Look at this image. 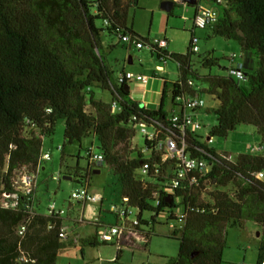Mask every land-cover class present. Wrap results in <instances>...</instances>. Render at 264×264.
I'll return each mask as SVG.
<instances>
[{
    "label": "trees",
    "instance_id": "obj_1",
    "mask_svg": "<svg viewBox=\"0 0 264 264\" xmlns=\"http://www.w3.org/2000/svg\"><path fill=\"white\" fill-rule=\"evenodd\" d=\"M225 1L226 8L208 28L214 36L237 42L243 52L259 53L255 72L245 71L246 82L228 72L200 77L191 64L196 53L187 55L185 63L177 59L184 55H173L179 79L165 81L160 108L150 110L130 98L125 84H115L114 71L98 44L104 30L149 41L127 25L129 11L138 8L139 0H0V164L7 157V173L0 177V199L15 193L14 170L24 166L30 172L39 170L44 139L54 135L59 121H65L61 152L65 145L80 144L94 134L103 156L99 166L106 164L120 178L122 200L128 199L130 207L151 215L150 228L137 227L134 233L150 238L156 218L174 211L175 199L182 198L183 222L175 217L166 220L175 223L171 238L180 241L178 256L170 264H223L227 230L242 227L244 221L260 228L257 264H262L264 179L257 174L264 171V153H241L235 162L228 161L202 145L199 137L189 136L191 155L208 160L210 171L196 186L184 183L174 195H166L161 191L162 182L171 178L172 168L148 142L144 145L151 150L150 157L132 146L137 123L170 127V112L165 109L174 106L175 98L183 93L207 94L219 101L214 110L217 124L208 135L211 139H227L244 125L254 127L264 143V0ZM157 52L168 56L163 50ZM201 66L212 69L219 66V60L205 55ZM95 88L109 91L111 102L96 100ZM113 102L118 111H112ZM88 104L93 113L87 112ZM146 164L148 174L141 179ZM89 174L87 169L79 177ZM208 190L209 202L202 198ZM156 193H160L159 199ZM62 221L0 206V264H56L63 246L59 236ZM24 223L25 234L19 236L18 228ZM89 244L99 245L97 237L89 239Z\"/></svg>",
    "mask_w": 264,
    "mask_h": 264
},
{
    "label": "rangeland",
    "instance_id": "obj_2",
    "mask_svg": "<svg viewBox=\"0 0 264 264\" xmlns=\"http://www.w3.org/2000/svg\"><path fill=\"white\" fill-rule=\"evenodd\" d=\"M164 2L174 4L171 15L162 10L161 5ZM194 15V8L180 0H139L138 8L129 11L128 27L133 28L149 41L160 38L164 30L170 35L169 47L166 49L168 56H164L165 62L157 51H151L149 48L139 50L135 46L129 48V44L118 39L117 33L110 34L104 30L98 37L99 49L103 55L106 54L108 64L114 71L115 84L117 85V75L122 69L153 76L157 65H162L166 69V73H160L157 76L169 82H176L179 79V69L178 63L172 56L184 55L189 49L193 36L198 39L200 49L199 53L191 56L192 68L197 76H225L231 66H236L238 63L244 65L246 57L250 58L251 63L256 66L258 59L253 52H243L237 42L214 36L210 28L194 29ZM96 25L98 28L103 26L101 21H97ZM209 54L219 60V66L212 69H205L201 66L202 57ZM233 56L234 61L231 63L229 58ZM196 83L206 87L204 83L198 81ZM130 88L132 97L141 102V95L134 93L139 90H135L133 85ZM93 92L96 99L105 102L112 99L109 91L95 88ZM148 94L144 97L146 102L159 101L155 93L149 92ZM199 101L201 104L200 121L203 127L198 131V135L202 145L205 144L217 154L231 155V159L235 162L239 154L252 153L251 148L262 143L256 130L244 125L230 133L227 139L213 138L207 141L211 128L217 124L214 110L220 106V103L207 94H200ZM86 110L88 113H93L89 104ZM165 110L170 112L171 107L168 106ZM64 132L65 121H59L54 135L44 139L43 153H50L51 160L41 163L40 184L36 198L39 201L38 209L41 212L46 211L51 201L64 206L67 210L65 225L68 227L69 239L61 240L63 246L56 264H170L169 260L178 256L180 241L171 238L172 230L166 222L165 215L160 214L156 218L154 233L148 239L134 233L135 230H133L132 232L125 231L120 236H114L107 244L100 240L99 236L105 229L109 230L111 227L122 224L113 212L114 209H121L126 205L122 200L120 178L114 175L109 166L103 164L99 166V174L90 172L89 175V189L93 193L102 195V203H87L83 206L81 202L73 200L71 194L80 190L84 184V182L76 181L74 172L77 171L81 176H85L89 164L87 152L91 148L94 154H101V152L94 134L84 138L80 144H67L63 152L58 151V148L63 147L65 142ZM143 142V135L137 129L132 146L142 147ZM62 155H64V160L61 162ZM6 167L7 157L0 164L1 176L5 174ZM67 173L71 174L70 180L63 179ZM58 175L60 176L59 181H53L52 177ZM139 177L142 179L143 176L139 175ZM208 192L209 190L202 194V198L207 202L210 201ZM146 215V218L150 220L151 215L148 213ZM258 232L260 228L250 221H244L242 227L228 228L223 264H257L260 245ZM95 236L99 245L92 246L89 244V239Z\"/></svg>",
    "mask_w": 264,
    "mask_h": 264
},
{
    "label": "built area",
    "instance_id": "obj_3",
    "mask_svg": "<svg viewBox=\"0 0 264 264\" xmlns=\"http://www.w3.org/2000/svg\"><path fill=\"white\" fill-rule=\"evenodd\" d=\"M227 2L225 0H197L195 6V15L193 19L194 29H206L210 27L214 22L217 21L221 15L222 9L226 8ZM118 38L130 46H135L136 49L149 48L151 51H164L169 44L170 35L164 30L160 38L148 41L139 42L133 40L130 35H119ZM198 39L193 36L190 41L188 51L183 57H178L180 62L186 61V56L194 53H199ZM165 62V57H160ZM234 60V56L232 57ZM165 67L157 65L155 67V74L153 76H144L133 72H126L117 76L118 85H128L132 82L141 83L143 85V92L149 93H160L162 92V85L165 80L157 76V73L164 72ZM229 75L235 77L241 82L248 80V75L244 70L242 64L233 66L229 71ZM189 85L194 84L190 81ZM160 86V88H159ZM164 87V86H163ZM172 110L170 111L169 123L170 127L166 130L161 125H148L145 123H137L136 131L139 129L143 135V146L138 147L146 154L147 157L151 156V150L148 145H144L148 142L151 149L161 154L162 162L168 163L171 170V178H166L162 182L161 191L166 195H174L177 189H181L182 185L186 183L188 186H196L198 179L205 177L209 171L211 164L204 158H198L191 155L189 151V144L187 139L190 137H199L198 131L202 129V123L200 121V110L201 104L199 96H190L186 93L179 95L174 100V106L170 105ZM119 106L116 102L112 103V111H118ZM200 138V137H199ZM201 141V138L199 139ZM136 147V146H135ZM62 147L58 148L61 151ZM252 154L264 153V143L255 145L251 148ZM205 153V152H204ZM206 154V153H205ZM211 157L209 154H206ZM223 157L228 161H233L232 156H228L226 153L222 154ZM89 164L87 169L95 174L98 170L99 164L103 161L102 154H94L93 148L87 153ZM51 160L50 153H43L41 157L42 161ZM172 165L173 167H170ZM37 172H30L27 166L13 171V187L15 190L14 194H6L0 199V206L3 208H13L21 210L29 214H47L52 217L61 218L62 226L60 228V238L62 241L69 239L68 227L65 225L67 221V210L64 206H59L55 201H51L45 212H41L38 209L39 201H37V195L40 184V170L42 169L41 164ZM149 166L146 164L141 170V176L148 174ZM7 173V167L5 174ZM3 175V176H4ZM90 175V174H89ZM3 176L0 175L2 178ZM76 181L84 182L80 190H76L71 194L73 200L79 201L84 205L87 203H102L103 197L101 194L93 193L89 189V176L84 179H80L79 173L74 172ZM257 178L264 179V171L257 174ZM60 176H53V181H59ZM156 198L159 199L160 193L155 194ZM181 197L175 199L176 207L174 211H167L162 215H165L167 219L175 217L174 219L179 222H183L185 218L184 210L180 203ZM124 205L121 209H114L118 220L122 222L121 226L117 225L111 227L109 230L105 229L104 232L99 236L102 241H112L114 236H120L125 231H133L137 227L141 229H149L151 221L146 218L145 213H140L136 208L128 205V199H124ZM158 203V202H156ZM134 210L136 212H134ZM82 221V220H81ZM169 228L171 230L176 228L173 221H169ZM26 231V223L22 224L18 228V235L24 236ZM264 264V262L262 263Z\"/></svg>",
    "mask_w": 264,
    "mask_h": 264
},
{
    "label": "crops",
    "instance_id": "obj_4",
    "mask_svg": "<svg viewBox=\"0 0 264 264\" xmlns=\"http://www.w3.org/2000/svg\"><path fill=\"white\" fill-rule=\"evenodd\" d=\"M193 7V6H192ZM119 39V38H118ZM120 40V39H119ZM130 46V45H129ZM132 46H130L129 48H131ZM168 47H169V44H168ZM167 47V48H168ZM166 48V49H167ZM166 49L164 50L165 52H166ZM140 50V49H139ZM253 55L258 59L259 58V56H260V54L259 53H255V52H253ZM104 56L106 57V54H104ZM130 61H131V59H130ZM240 63H238L237 65H239ZM236 65V66H237ZM257 67H258V63L256 64V66H254L252 63H251V59L250 58H248V57H246V59H245V62H244V69H245V71L247 72V73H250V74H252L253 72H255V70L257 69ZM112 69V68H111ZM126 72H133V71H126V70H124V69H122L121 70V72H119L118 73V75L119 74H122V73H126ZM134 73V72H133ZM154 73H155V70H154V72H153V75H154ZM160 73H166V69L164 70V72H159V73H157V74H160ZM136 74H139V73H136ZM117 75V76H118ZM141 75H144V76H152V75H147V74H141ZM161 78V77H160ZM162 79H164V78H162ZM165 81H168V80H166V79H164ZM165 84V83H164ZM131 85H133V87H134V89L135 90H139V91H137V92H134V93H137L138 95H141V102L144 104V106L147 108V109H150V110H158L159 108H160V105H161V97H162V93H163V90H164V85H162V92H160V93H156L155 95L159 98V101L157 102V101H155V102H152V103H149V102H146V100L144 99V97L145 96H147V95H149L148 93H146V92H143V85L141 84V83H137V82H132L131 84H130V87H131ZM159 88H160V86H159ZM131 89V88H130ZM93 96H94V98H95V93L93 92ZM130 98L133 100V101H137L138 102V100H135V98H133L132 97V94L130 93ZM96 99V98H95ZM96 100H99V99H96ZM101 101H103V100H101ZM103 102H105V101H103ZM111 101H109V102H106V103H110ZM171 110H172V108H171ZM254 128V127H253ZM255 129V128H254ZM256 130V129H255ZM260 138H261V142H262V137L260 136ZM100 171V170H99ZM96 174V173H95Z\"/></svg>",
    "mask_w": 264,
    "mask_h": 264
},
{
    "label": "water",
    "instance_id": "obj_5",
    "mask_svg": "<svg viewBox=\"0 0 264 264\" xmlns=\"http://www.w3.org/2000/svg\"><path fill=\"white\" fill-rule=\"evenodd\" d=\"M180 1H182V2H184V3H186V4H188L189 6H195L196 3H197V0H180ZM173 5H174V4H173L172 2H164V3H162L161 8H162V10H164L165 12L170 13L171 10L173 9ZM125 90H126V91H130V87H129L128 85H126V86H125ZM140 104H141V106L144 105L142 102H140ZM206 140H207V141H211L212 139H211L209 136H207V139H206ZM95 173H96V174H99L100 171L97 170V171H95ZM63 179H65V180H70L71 177L65 176ZM257 235H258V237H259L260 232H258Z\"/></svg>",
    "mask_w": 264,
    "mask_h": 264
}]
</instances>
